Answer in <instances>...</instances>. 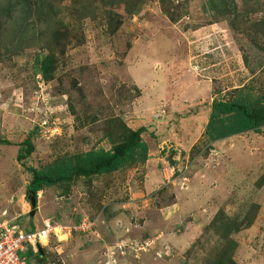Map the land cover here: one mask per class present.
Returning <instances> with one entry per match:
<instances>
[{
    "label": "rangeland",
    "instance_id": "1",
    "mask_svg": "<svg viewBox=\"0 0 264 264\" xmlns=\"http://www.w3.org/2000/svg\"><path fill=\"white\" fill-rule=\"evenodd\" d=\"M16 2L0 0L16 18L0 44V215L26 229L96 220L90 234L24 255L35 264H217L219 239L208 232L218 218L239 226L225 247L235 264H264V126L218 142L207 133L215 100L264 96V0H227L226 17L208 0H179L176 22L161 0H40L51 23ZM45 55L55 58L50 80ZM115 118L147 128L145 162L46 187L31 216L30 170L110 150ZM28 141L35 150L19 163ZM144 240L154 242L132 251Z\"/></svg>",
    "mask_w": 264,
    "mask_h": 264
},
{
    "label": "trees",
    "instance_id": "2",
    "mask_svg": "<svg viewBox=\"0 0 264 264\" xmlns=\"http://www.w3.org/2000/svg\"><path fill=\"white\" fill-rule=\"evenodd\" d=\"M177 1L179 0H170V3H167L168 0H161L163 12L173 22H176L180 16L176 14V10L180 9L183 6L182 4H184L179 2L175 6ZM208 3L222 17L229 16L232 13L228 9L227 0H208ZM15 5H24L32 13L37 11L40 19L42 14L49 23L53 21L50 17L51 13L47 12L46 8L44 10L40 0H22L21 3L16 2ZM7 9V6L0 4V44L5 37V29H7L8 25H16L15 15L10 14ZM84 11L85 8H81V12ZM255 26L259 27L260 25L255 24ZM17 27H22V23H18ZM61 35V29H55L52 33V38L58 42L57 44L60 42ZM41 38H43V35ZM54 61L55 58L52 55L42 56L40 60V73L46 80L54 77ZM263 126L264 96L257 98L255 101L245 99L242 96L232 101L215 100L213 102L207 133L211 137L212 142H218L246 132L261 134ZM146 131L147 128L145 127L138 130L129 128L121 119L115 118V134L109 135L112 143L110 150L100 149L81 154L65 155L59 157L40 171L30 170L33 177L28 186V194L29 192H34L38 198V193L46 187L69 185L80 177L91 178L110 175L139 161L145 162L148 158L149 147L142 139V135ZM0 143H8V141H4L0 137ZM34 150V146L28 141L26 154L25 156L19 155L17 158L18 162L20 163L24 157H29ZM222 222L218 218L215 219L211 223L212 230L208 232L216 234L219 239L218 243L223 255L220 256L218 254L217 264H235L233 257L226 254L225 247L229 246L230 235L239 231V226H236L235 223L232 225L226 223L220 227ZM34 228L32 227V229ZM32 255H39L40 258V253H32Z\"/></svg>",
    "mask_w": 264,
    "mask_h": 264
},
{
    "label": "built area",
    "instance_id": "3",
    "mask_svg": "<svg viewBox=\"0 0 264 264\" xmlns=\"http://www.w3.org/2000/svg\"><path fill=\"white\" fill-rule=\"evenodd\" d=\"M96 221L88 216H84L76 225H64L56 221L47 220L41 228L30 229L19 226L10 220L7 212L0 215V264H35L29 260L24 253L32 252L39 254L52 239L65 241L75 233L85 235L94 230ZM154 240H144L140 242L138 249L134 252H144L153 244ZM122 253L130 255L125 247L121 248ZM127 251V252H124Z\"/></svg>",
    "mask_w": 264,
    "mask_h": 264
},
{
    "label": "water",
    "instance_id": "4",
    "mask_svg": "<svg viewBox=\"0 0 264 264\" xmlns=\"http://www.w3.org/2000/svg\"><path fill=\"white\" fill-rule=\"evenodd\" d=\"M28 199L32 205L33 211L30 213L31 216L35 215V210L37 208V197L34 192H29ZM42 252V251H41Z\"/></svg>",
    "mask_w": 264,
    "mask_h": 264
},
{
    "label": "clouds",
    "instance_id": "5",
    "mask_svg": "<svg viewBox=\"0 0 264 264\" xmlns=\"http://www.w3.org/2000/svg\"><path fill=\"white\" fill-rule=\"evenodd\" d=\"M94 220V219H93ZM96 221V220H95ZM95 228V227H94ZM93 232V231H92ZM91 233V232H90ZM90 233H88V234H90ZM85 235H87V234H85ZM43 251V250H42ZM127 252V251H126ZM40 253H41V251H40ZM127 256H130V255H127Z\"/></svg>",
    "mask_w": 264,
    "mask_h": 264
},
{
    "label": "crops",
    "instance_id": "6",
    "mask_svg": "<svg viewBox=\"0 0 264 264\" xmlns=\"http://www.w3.org/2000/svg\"><path fill=\"white\" fill-rule=\"evenodd\" d=\"M151 149V147L149 148V150Z\"/></svg>",
    "mask_w": 264,
    "mask_h": 264
}]
</instances>
